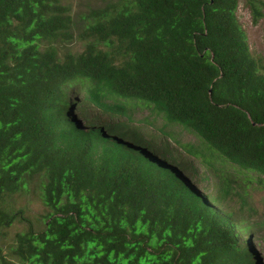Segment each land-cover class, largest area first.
Segmentation results:
<instances>
[{
  "label": "trees",
  "instance_id": "16d2710c",
  "mask_svg": "<svg viewBox=\"0 0 264 264\" xmlns=\"http://www.w3.org/2000/svg\"><path fill=\"white\" fill-rule=\"evenodd\" d=\"M237 4L0 0V264H264L225 168L264 177V60ZM32 185L36 224L16 206Z\"/></svg>",
  "mask_w": 264,
  "mask_h": 264
},
{
  "label": "rangeland",
  "instance_id": "374dc122",
  "mask_svg": "<svg viewBox=\"0 0 264 264\" xmlns=\"http://www.w3.org/2000/svg\"><path fill=\"white\" fill-rule=\"evenodd\" d=\"M64 4H67L71 7L72 11L76 10L77 12L86 11L88 7L98 6L103 4L107 0H62ZM264 2V0H262ZM261 16L256 22L253 21L251 11L246 4L245 0H238L236 8V18L241 26L242 30L245 33L247 45L250 52L257 57H260L264 60V4L260 8ZM74 48H80V42L76 40L74 43ZM73 112V109H71ZM75 112V110H74ZM138 112L141 115L149 114L146 109H138ZM158 118V117H157ZM149 129V128H148ZM179 137L183 141H189L193 136L190 133H187L185 130H182L176 127ZM151 130H154L152 128ZM225 168L231 174H234L236 178L240 181V186H237V189L240 193V196L234 199V207L237 211L240 210V213L248 218L251 216L256 217L260 220L261 216L264 217V177H258L254 174H250L245 170L238 167V165L226 162ZM202 172L201 168L197 169L196 176H199V173ZM185 177L191 186L196 187L199 194H204L207 190L202 189L203 183L200 179H197V182H194V176L191 172H185ZM211 190L215 194V186L211 185ZM17 202L16 206L21 208L24 211V216L31 220L32 223L36 224L40 221L42 214H45L48 211V208L44 206L40 199L39 190L36 186L32 185L29 191L22 192L16 197ZM215 205V203L212 202ZM25 227L24 222H14L6 230L5 241L11 243L14 237V233L18 230H22ZM264 232H255L254 236L248 238L254 250L259 249V251L264 255V242L260 240V236Z\"/></svg>",
  "mask_w": 264,
  "mask_h": 264
}]
</instances>
